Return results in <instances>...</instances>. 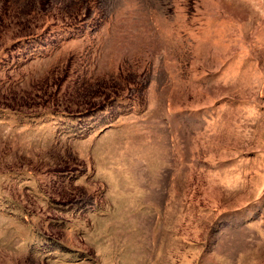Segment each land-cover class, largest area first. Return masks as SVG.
Here are the masks:
<instances>
[{
    "label": "rangeland",
    "instance_id": "rangeland-1",
    "mask_svg": "<svg viewBox=\"0 0 264 264\" xmlns=\"http://www.w3.org/2000/svg\"><path fill=\"white\" fill-rule=\"evenodd\" d=\"M0 264H264V0H0Z\"/></svg>",
    "mask_w": 264,
    "mask_h": 264
}]
</instances>
